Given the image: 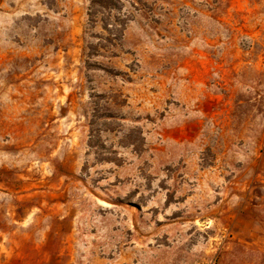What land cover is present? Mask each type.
Masks as SVG:
<instances>
[{"label":"rangeland","instance_id":"obj_1","mask_svg":"<svg viewBox=\"0 0 264 264\" xmlns=\"http://www.w3.org/2000/svg\"><path fill=\"white\" fill-rule=\"evenodd\" d=\"M0 264H264V0H0Z\"/></svg>","mask_w":264,"mask_h":264}]
</instances>
